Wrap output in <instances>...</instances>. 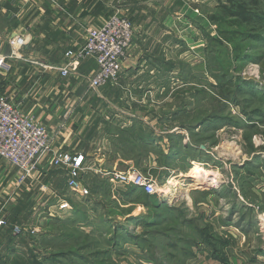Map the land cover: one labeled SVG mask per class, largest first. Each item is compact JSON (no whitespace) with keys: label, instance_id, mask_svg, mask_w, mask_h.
<instances>
[{"label":"rangeland","instance_id":"obj_1","mask_svg":"<svg viewBox=\"0 0 264 264\" xmlns=\"http://www.w3.org/2000/svg\"><path fill=\"white\" fill-rule=\"evenodd\" d=\"M212 1L214 13L219 0ZM200 6L209 19V4ZM209 21L206 25L198 20L186 23L185 27L192 30L195 27L200 35L195 41L190 35L184 36L188 40L185 42L193 44L201 40L200 47L164 52L171 59L168 65L161 66L163 71H169L163 77L159 73L156 87L151 89L153 94L160 93L162 87L164 91L159 96L149 94L139 105L141 111L148 108L149 114L146 117L135 114L133 118L140 119L138 127L120 133L122 142L106 148L99 146L101 150L97 151L100 155L110 154L114 160L130 159L128 167L152 176L159 185L177 177L180 184L172 188L168 197H159L175 211L165 210L164 206L158 208L151 201L146 204L145 198L138 195H125L128 185L105 178L99 168L96 170L94 155L87 161L94 169L84 172L82 182L102 203L96 204V210L88 211L85 222L72 210L59 208L61 200L78 198L68 189L67 180L64 182L66 169L51 166L43 171L45 175L32 177L36 180L27 182L26 192L11 202L9 218L15 224H23L20 234L24 236L6 244L11 255L9 264H264V254L259 251L264 248V43L250 39L240 51L224 39L221 45L220 29L227 26ZM243 51L258 56L259 60L244 61L234 56ZM162 80L164 84L158 85ZM246 83L255 86V96ZM118 84L119 81L112 82L99 90L89 86L95 94L85 101L84 108L90 105L99 111L105 109L104 119L113 117L121 123L127 116L117 117L115 106L123 108L118 103L129 101L124 96L129 90L117 87ZM221 86L226 89L228 99L219 94ZM143 90L150 91L149 85H144ZM178 110L177 115L164 118V113ZM72 113L69 108L64 117ZM104 119L100 116L97 122ZM105 130L112 132L115 128L110 123ZM172 131L183 135L171 138L169 143L167 134ZM148 132L167 137L166 142L162 138L159 141L164 150L147 148L151 145L139 136ZM174 143L178 152L166 159L169 144ZM90 151L95 150L91 147ZM196 166L198 172L191 176L189 171ZM50 177L59 192H52ZM100 178L108 184L105 183L102 192L93 193ZM157 212L165 215L163 219L159 217L160 223L155 226L153 219H157L154 215ZM53 216L63 220L57 222ZM132 216L141 219L134 222ZM105 218H110L109 222H101ZM47 220H51L50 225ZM144 220L153 223L149 226ZM116 223L125 225L123 230L134 233L138 240L127 237L119 241L118 244H123L121 248L115 246ZM12 230L17 234L15 228ZM45 230L51 234L47 239H39ZM156 231L162 234H154ZM143 238L145 243L141 241Z\"/></svg>","mask_w":264,"mask_h":264},{"label":"crops","instance_id":"obj_2","mask_svg":"<svg viewBox=\"0 0 264 264\" xmlns=\"http://www.w3.org/2000/svg\"><path fill=\"white\" fill-rule=\"evenodd\" d=\"M212 2V0H0V55L7 56L6 60L10 65L8 71H0V96H7L19 104L22 110L44 122L50 129L53 144L57 148L73 154L82 153L87 161L91 160L89 156L95 155L96 160L92 161L96 166L124 170L131 163L130 159L118 158L115 161L108 153L100 155V152H97L101 150L99 146L106 148L115 145L116 142H122L120 133L129 131L130 127L139 126L137 123L140 119H134L133 116L139 114L146 117L149 114L148 108L141 111L139 105L149 98V94L154 97L155 93L159 96L164 91L163 87L160 93L153 94L151 91L156 87L158 74L162 73L163 77L164 72L169 71L168 69L163 71L161 66L168 65L171 59L164 52L200 47L201 40L196 41L199 44L185 42L188 40L184 36L190 35L195 41L197 35H200L195 27L192 30L185 25L196 20L200 21L201 25H206L209 19L205 11L201 12L200 3L209 4L211 13ZM114 13L129 17L134 28L132 44L123 61L119 84L116 85L129 90L124 94L125 100L127 98L129 101L118 103L123 105L124 109L115 106L119 112L117 117L122 118L120 114L127 116L119 124L113 117L103 118L105 109L99 111L90 105L84 108L85 101L91 99L94 93L91 92L85 78L94 74L98 68L94 58L83 60L78 66L77 74L63 76L54 68L64 65L69 52L85 44L88 28L102 25ZM17 35L24 36L26 43L18 49V56H11L9 40ZM169 75L170 72L167 73L168 77ZM160 84H164L163 80L158 82V85ZM144 85H149L150 91H144ZM131 89H134V92ZM69 108L73 109V113L64 117ZM100 116L104 122H97ZM110 123L115 131L106 132V126ZM162 139L163 142L167 141L166 136ZM91 147L94 148V152L90 151ZM49 167L51 168L50 161L46 157L36 174H43ZM63 173L66 183V173L64 171ZM18 176V168L0 157V221L4 220L0 225V264H9L8 260L11 259L6 244L17 242L24 236L23 233H13L12 228L20 226L23 229V224L19 225L18 222L15 224L9 218L11 202L13 204L15 198L19 200V195L26 192L28 181L36 180L31 177L20 183ZM53 181L50 177V182L53 183L50 187L52 192H59ZM46 222L50 225L51 220ZM43 223L44 221L40 222L39 227Z\"/></svg>","mask_w":264,"mask_h":264},{"label":"built area","instance_id":"obj_3","mask_svg":"<svg viewBox=\"0 0 264 264\" xmlns=\"http://www.w3.org/2000/svg\"><path fill=\"white\" fill-rule=\"evenodd\" d=\"M134 28L132 21L126 16L114 14L102 25L90 27L87 31L85 44L79 49L69 52L68 60L62 66H56L63 76L77 74L79 64L87 59L94 58L98 66L94 74L85 76L93 90L112 82H118L123 69V61L128 55L132 44ZM26 43L22 35L9 40L11 56H18L20 49ZM7 56L0 55V71H8L10 65ZM0 157L7 160L19 170V182L24 183L33 177L39 170L41 162L48 157L50 165L65 168L67 171L68 189L79 196L90 194V188L82 182L83 172L94 169L87 162L85 155L73 154L57 148L52 141L48 126L28 114L19 104L7 96H0ZM110 181L136 186L148 194L158 197L159 184L152 176L135 169L133 166L124 170L106 169L97 166V169ZM61 209L72 210L68 200H61ZM4 220L0 221V225ZM21 232V227H15Z\"/></svg>","mask_w":264,"mask_h":264},{"label":"trees","instance_id":"obj_4","mask_svg":"<svg viewBox=\"0 0 264 264\" xmlns=\"http://www.w3.org/2000/svg\"><path fill=\"white\" fill-rule=\"evenodd\" d=\"M209 19L211 22L215 21L217 22L219 25L224 26L226 28H221V40H218V43H220L221 45H223V39L226 40L227 42H231L234 44V48L237 51L242 50L243 45L245 43H249L248 40L252 39V41H255V43H264V0H219V4L217 7L216 12H211L209 14ZM229 27V28H228ZM237 27H241L242 29H238ZM264 46V44H263ZM238 60L242 59V60H251V61H258L259 57L256 55H253L251 53H244L243 52H238L236 55H234ZM247 84V83H246ZM251 90V94L252 96H255V86H253L252 84L248 83L247 84ZM223 86V85H222ZM222 86L220 87L221 91L219 94L224 95V98L228 99V94L225 91L226 89H223ZM198 91V90H197ZM238 91L240 92L241 89ZM197 94V93H194ZM180 110L174 112L173 114L171 112L169 113H164V118L170 119L172 116H174L175 114L177 115V113ZM247 112V111H246ZM162 117V116H161ZM206 120H202V122L204 123ZM201 122V121H200ZM199 127V126H198ZM197 127V128H198ZM182 133H179L177 131H172V132H168L167 136L169 138V143H170V139L175 137L176 139L181 138L182 137ZM163 136H158L152 132H148L147 134H145L144 136H139L140 140L143 142H146L148 145L151 146H147V148L149 149H157V150H164V148L161 146L160 144V139ZM178 147L177 144H169V153L167 152L166 154V159L169 158V160L171 159V155L173 154V152L175 153L178 152ZM168 163V161L165 163V165ZM101 181L98 182L99 183V187L96 188V190L93 193H98V192H102V189H104L105 183L108 184L107 180L104 178H100ZM109 192V190H108ZM108 192H106V194H108ZM125 195H138L141 196L143 198H145L144 202H146V204H150V201L152 203H154L156 205V207L161 208V207H165V210H169L170 212H174L175 208L169 207L165 202V201H161L159 200V197L155 194H148L146 192H144V190L136 187V186H131L128 185L126 187V190L124 191ZM101 195V193L99 194ZM94 194H89L87 196H79L77 195L78 200L74 201L73 199H68L71 204H72V211L75 214H78L81 216L82 219L85 220V222L87 221V213L89 210L94 209L96 210V204L97 203H102V201H97L95 198ZM79 201V202H78ZM86 206V207H85ZM154 215H156L157 219H153L155 220L154 225L155 224H159L160 222L158 221L159 217H162V219L164 218V215L162 212H157ZM53 218L58 222V221H62L63 218H60L59 216H53ZM132 220L134 222L139 221L141 218H139L138 216H132L131 217ZM110 218H105L104 220H101V222L105 223V222H109ZM153 220H144L143 223L147 224L149 226H151V224L153 223ZM162 223V222H161ZM157 226V225H155ZM114 229H116V232L114 230V233L117 235L115 238V246H117L118 248H121L123 246V244H118L119 241L124 240L127 237H131L133 239H137L138 237L134 236V233L127 231V229L123 230L125 227V225L122 224H114L113 225ZM155 230H153L154 232ZM51 234L49 230H45V232H42L38 237L39 239H47L46 237ZM154 234H162L159 233L158 231H156ZM35 238H37V236H35ZM38 239V240H39ZM142 242H146V239H141ZM121 243V242H120ZM176 243H173V246H175ZM120 246V247H119ZM116 247V248H117ZM176 247V246H175ZM177 250H180L177 249ZM259 251L261 253L264 254V248H259ZM178 252V251H177ZM182 252H184L182 250ZM188 253L186 252L185 255H187ZM81 255V254H80ZM192 256L194 255V253L191 254ZM81 258H83V256H80ZM97 264H103V263H97Z\"/></svg>","mask_w":264,"mask_h":264},{"label":"bare ground","instance_id":"obj_5","mask_svg":"<svg viewBox=\"0 0 264 264\" xmlns=\"http://www.w3.org/2000/svg\"><path fill=\"white\" fill-rule=\"evenodd\" d=\"M195 172H198V166H196L194 169L191 168L189 171V174L192 176V174ZM212 172L209 171L208 173L212 174ZM179 184H180V180L177 177H175V176L170 177L166 180V183L164 182V184L159 185V188H160L159 194L162 197H168L173 190L172 188L177 187ZM161 196H160V198H161Z\"/></svg>","mask_w":264,"mask_h":264},{"label":"water","instance_id":"obj_6","mask_svg":"<svg viewBox=\"0 0 264 264\" xmlns=\"http://www.w3.org/2000/svg\"><path fill=\"white\" fill-rule=\"evenodd\" d=\"M202 148H205V146H202Z\"/></svg>","mask_w":264,"mask_h":264}]
</instances>
